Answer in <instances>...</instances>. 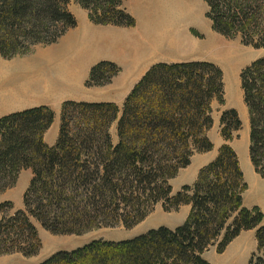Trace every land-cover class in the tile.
<instances>
[{
    "label": "trees",
    "instance_id": "obj_1",
    "mask_svg": "<svg viewBox=\"0 0 264 264\" xmlns=\"http://www.w3.org/2000/svg\"><path fill=\"white\" fill-rule=\"evenodd\" d=\"M75 1L96 24H136L127 0ZM204 1L217 32L241 35L246 44L264 48V0ZM70 2L0 0V54L12 58L56 43L77 25ZM120 70L102 61L91 69L87 85L108 84ZM241 83L250 114L249 154L264 178V57L242 71ZM224 88V73L213 62L156 63L122 108L114 102L65 101L53 146L45 141L55 119L51 107L0 118V193L16 185L22 170L33 171L23 209L10 213L14 204L0 203V255L39 253L42 242L33 219L53 234L81 235L104 225L133 227L163 203L166 209L190 206L185 222L121 241L95 239L56 251L40 264H212L204 257L211 245L222 237V253L251 229L257 230V246L249 264H264V212L244 204L248 183L230 143L243 125L236 109L222 112L226 142L196 181L175 194L171 184L195 153L214 149L212 104H224Z\"/></svg>",
    "mask_w": 264,
    "mask_h": 264
},
{
    "label": "crops",
    "instance_id": "obj_2",
    "mask_svg": "<svg viewBox=\"0 0 264 264\" xmlns=\"http://www.w3.org/2000/svg\"><path fill=\"white\" fill-rule=\"evenodd\" d=\"M125 8L136 19L135 27L96 24L90 19L87 9L71 0L69 9L76 17L77 25L69 29L59 41L48 46L37 45L32 53L15 57L13 60L5 59L0 54V118L34 107H51L55 119L45 135V141L53 146L57 142L61 107L65 101L114 102L122 108L134 86L156 63L200 61L195 56L175 57L176 46L179 45L182 49L184 47L180 42L175 44L172 39L168 41L159 34L161 28L157 18H153L151 14L141 15L136 12L130 5V0L125 2ZM162 29L167 30V27L162 26ZM102 61L114 62L123 69L122 74L115 77V79L119 78V81L114 79L115 82L113 80L107 86L121 97L109 98L108 89L104 92L99 90L100 88L86 87L85 83L89 79L91 69ZM116 85L118 88L114 87ZM235 109L238 110L243 124L238 132L241 136V131L245 130L243 137L250 139L249 108L244 103L241 108ZM209 136L214 143V149L193 155L192 161H199L194 162L198 164L194 170L196 175L189 181L180 182V186L185 182L191 183L196 180L200 167L212 162L220 146L226 142L221 131L214 135L210 132ZM237 139L238 136H235L230 143L239 155L246 181L248 183L250 180L259 181V174L255 171L251 160H248L244 152L241 155L240 146L236 143ZM32 177L31 169L23 170L15 187L0 195V203L10 201L13 202L15 209L23 208L24 193ZM178 177L171 181L175 192L180 189L175 188L177 184L174 185ZM244 204L249 207L245 203V197ZM188 208L190 211V206ZM254 230L256 231L251 229L253 232ZM21 255L18 253L4 255L0 257V264H22Z\"/></svg>",
    "mask_w": 264,
    "mask_h": 264
},
{
    "label": "rangeland",
    "instance_id": "obj_3",
    "mask_svg": "<svg viewBox=\"0 0 264 264\" xmlns=\"http://www.w3.org/2000/svg\"><path fill=\"white\" fill-rule=\"evenodd\" d=\"M130 5L134 8L136 12L141 15H143L142 13H147L151 14L153 18H157L159 28H161V30H159V34H161L163 38L168 41L172 39L175 44L180 42L183 45L184 49L179 47V45L176 46V51L174 52L175 57L181 58L187 56H195L198 57L200 61L213 62L222 69L224 73L225 83V101L224 104H221L218 100H214L212 104V117L214 123L213 127L211 128V131H209V135L210 132L212 135L219 133L221 131L222 112L235 108H241L242 105L245 103L244 92L241 83L242 71L246 67H248L253 61L264 57V48H256L255 46H253V44H246L241 35H236L234 37H226L223 34L217 32L213 28L210 19L207 17L208 6L204 0H130ZM136 25L137 21L135 26ZM162 26L164 28L167 27V30H163ZM33 51L25 55H28ZM18 56L5 59L13 60L15 57ZM235 62L238 64H236ZM122 70L123 69L121 68L120 73H118V75H116L115 77H119L122 74ZM115 77L113 78V80L115 79ZM116 79L118 82L119 78ZM113 80L110 83L101 86H88L87 81L85 85L88 88H100L99 90L105 92L106 89L109 88L107 86L110 85ZM114 87L118 88L117 85ZM107 91H109V98H113V96L121 97L120 94H115L113 89H108ZM117 123L118 121L114 122L111 127V132L114 136V141L117 140ZM244 132L245 130L241 131V136L240 132H236L235 136H238L236 143L240 146L238 147L241 155H243L244 152L248 156V160H251L249 154L250 139L243 137ZM195 161L198 160H191L190 165L180 169L178 175L176 176L177 178L179 174H181L180 177H178V180L176 179V181H174V185L177 184L175 188H180L178 191H180L184 185H191L196 181L194 180L191 183L185 182V184L182 186H180L181 184H179L184 180H191V178L196 175L194 170L196 169L198 164H194ZM206 165L201 166L200 169H202ZM199 172L197 173L199 174ZM258 176L259 181L250 180L249 183L247 182L248 189L244 193V197L245 203L248 204L249 208H252L250 206L257 205L264 212V178L260 174ZM14 187L15 186L11 188ZM7 190L1 192L0 195L7 192ZM175 191L176 190L174 189V194L176 193ZM16 210L17 209L14 208L12 212L10 211V213H14ZM188 212L189 208L187 205H183L177 209H166L163 203H159L153 206L152 209L147 213V215H145V217L133 227H126L122 223L113 226L104 225L93 228L81 235L53 234L50 231L46 230L41 225V223L33 219V222L37 226L39 231L40 239L42 242V248L39 253L34 256H24L23 254L21 255V253H17L23 257L21 261L22 264H40L47 257H49V255L54 254L56 251L72 250L77 247H81L85 244H88L95 239L121 241L123 239H131L137 235L147 233L149 230L158 228L160 226L176 228L185 222L188 216ZM6 214L8 215L9 211H7L4 215ZM247 231H242L244 233L240 234L233 241H231L226 247L225 251L222 253L218 252V243L219 241H221V237L205 252V259L210 261L212 264H249L250 257L253 251L256 250L257 246V239L255 234L257 230H254V232L251 230ZM4 255L11 254H2L0 255V257Z\"/></svg>",
    "mask_w": 264,
    "mask_h": 264
},
{
    "label": "bare ground",
    "instance_id": "obj_4",
    "mask_svg": "<svg viewBox=\"0 0 264 264\" xmlns=\"http://www.w3.org/2000/svg\"><path fill=\"white\" fill-rule=\"evenodd\" d=\"M224 60V59H223ZM232 60V59H231ZM227 61V60H226ZM229 61V60H228ZM232 62V61H231ZM236 63V62H235ZM236 64H238V63H236Z\"/></svg>",
    "mask_w": 264,
    "mask_h": 264
}]
</instances>
